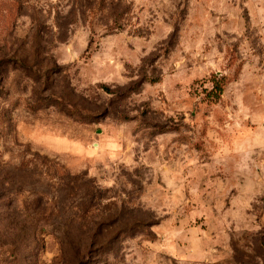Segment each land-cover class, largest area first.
<instances>
[{"label":"rangeland","instance_id":"374dc122","mask_svg":"<svg viewBox=\"0 0 264 264\" xmlns=\"http://www.w3.org/2000/svg\"><path fill=\"white\" fill-rule=\"evenodd\" d=\"M2 60L0 264H264V0H0Z\"/></svg>","mask_w":264,"mask_h":264},{"label":"trees","instance_id":"16d2710c","mask_svg":"<svg viewBox=\"0 0 264 264\" xmlns=\"http://www.w3.org/2000/svg\"><path fill=\"white\" fill-rule=\"evenodd\" d=\"M3 65H4V61L2 60V61H0V69H1V66L3 67ZM19 67L21 69H25L23 66L19 65ZM221 93H222V86H220V84L216 83L214 85V88H213L212 92H211V94L213 95V98L217 99L221 95Z\"/></svg>","mask_w":264,"mask_h":264}]
</instances>
